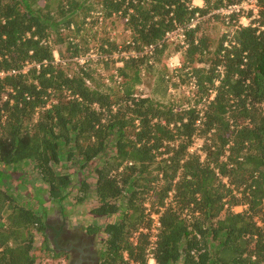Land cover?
<instances>
[{"label": "trees", "instance_id": "1", "mask_svg": "<svg viewBox=\"0 0 264 264\" xmlns=\"http://www.w3.org/2000/svg\"><path fill=\"white\" fill-rule=\"evenodd\" d=\"M242 1L0 0V163H33L43 204L61 202L72 184L64 157L86 167L104 155L91 212L116 219L91 226L104 234L101 264H149L150 254L154 264H264V0L251 25L215 13ZM93 11L125 20L131 39H97ZM210 24L225 26L219 38ZM177 27L187 47L166 40ZM94 48L98 56L77 72L57 62L56 51L75 59ZM175 53L181 65L172 69ZM101 64L113 72L105 77ZM153 72L161 96L180 83L191 96L181 103L140 93ZM89 189L82 180L79 202ZM153 212L155 241L143 231ZM45 215L0 186V264H36L38 235L52 251Z\"/></svg>", "mask_w": 264, "mask_h": 264}, {"label": "rangeland", "instance_id": "2", "mask_svg": "<svg viewBox=\"0 0 264 264\" xmlns=\"http://www.w3.org/2000/svg\"><path fill=\"white\" fill-rule=\"evenodd\" d=\"M196 0L198 6H203L204 2ZM202 4V5H201ZM96 18L100 17L98 22L95 24L94 30L97 33V39L102 36L110 37L111 40H115L120 45L129 41L131 39V32L125 26V20L119 18V16H113L108 19H104L100 12L93 11ZM81 15L76 16V21L81 20ZM89 20V19H87ZM211 30L215 38H219L225 30V26L222 24H210ZM88 30V29H87ZM99 46L100 41L93 42ZM59 47L66 51L65 55L69 56L70 52L67 51L66 43L60 44ZM97 48V47H96ZM94 48L95 52L98 50ZM123 53V52H122ZM129 54V52H126ZM119 54V53H116ZM122 55V54H119ZM181 57L180 53H175L168 59V65L173 62H177L178 58ZM116 58V57H115ZM172 58V59H171ZM57 62L62 63L65 69L69 73L77 72L79 64L81 62L77 60L78 58H60L58 52L56 51ZM99 70L105 77L113 72V66L104 69L103 64L99 66ZM158 81L157 73L153 72L144 78L142 84L138 86V91L145 95L160 97L162 100H176L177 102L184 103L185 97L191 96V85L190 84H179L176 87H170L166 97L161 96L158 93ZM203 145V140L201 138H196L192 150H199ZM110 153V151H108ZM104 155L102 158L97 159L95 162H91L86 167L82 166V162L74 158L73 160L64 157L61 166L64 171L71 174L72 184L67 189L66 197L61 202H52L46 200L43 204L38 202L39 197L45 198L47 196V189L44 182L38 176L34 169L33 163L29 161H24L15 166H4L0 163V169L2 170V182L0 179V186L6 189L10 194H12L20 204L27 207H31L38 211L40 214L46 212V221L49 224L58 227L61 223L66 222L68 227H87V226H98L103 228L105 224L109 221L116 219L114 216H98L91 212L94 205L97 204V198L95 194V169L97 165L102 164L104 160ZM82 180H87L90 184L89 196L82 202L77 200L79 194V184ZM238 211L242 210V207L236 208ZM52 230V229H50ZM104 234L102 231L98 233V243L99 248L102 247V238ZM49 247L51 246L50 241H47ZM42 247V235H38L35 241V249L37 250L38 258L36 264H57L59 259L58 256H53V250L51 252L41 249ZM154 264V263H150Z\"/></svg>", "mask_w": 264, "mask_h": 264}, {"label": "flooded vegetation", "instance_id": "3", "mask_svg": "<svg viewBox=\"0 0 264 264\" xmlns=\"http://www.w3.org/2000/svg\"><path fill=\"white\" fill-rule=\"evenodd\" d=\"M46 225L53 256L59 259L57 264H101L98 232L91 226L71 228L63 222L56 227L47 221Z\"/></svg>", "mask_w": 264, "mask_h": 264}, {"label": "built area", "instance_id": "4", "mask_svg": "<svg viewBox=\"0 0 264 264\" xmlns=\"http://www.w3.org/2000/svg\"><path fill=\"white\" fill-rule=\"evenodd\" d=\"M202 2H203V0H202ZM194 5H198V4H196V0H194ZM259 10H260V6H259L258 0H244L240 3H233V4H229V5L220 7V8L215 10V13L220 14L221 16H224L227 21H229L231 15L241 14L240 23L242 25L247 26V25L253 24V20H255L259 16ZM200 19H201V17L197 13L196 17L192 18V20L190 21L188 27L189 28H195L197 26V24L199 23ZM165 38L167 41H171V42H174V41L177 42L178 41L181 43L182 46L187 47L185 27H177L175 30L168 32L166 34ZM154 47L155 46L153 44L146 46L144 53L152 54ZM121 54L122 55L115 53L114 57L119 58V56L128 57L129 55H135V56L137 55V53L135 51H132L129 54H127L126 52H123ZM97 56H98L97 52H95V50L92 49L86 56H82V57L78 58L77 60H79L81 62V64H84L88 59H95ZM118 64H122V62H118ZM180 65H181L180 58H178L177 62L171 61V63L169 64V67L172 69H175V68L179 67ZM28 68H29V65L25 67V70H27ZM4 74L5 73L2 72V73H0V76H2ZM194 87H195V85H194ZM214 95H215V92L212 93V97ZM199 151H200V149H199ZM225 181H227V178H225ZM151 217L153 218V223H152L151 228H145V229H143V231L147 232V233L150 232L151 233V239L153 241H155L156 235L159 231V226H160V213L153 212L151 214ZM149 257H150L149 264L151 262L154 263V259L152 257V254H150Z\"/></svg>", "mask_w": 264, "mask_h": 264}, {"label": "crops", "instance_id": "5", "mask_svg": "<svg viewBox=\"0 0 264 264\" xmlns=\"http://www.w3.org/2000/svg\"><path fill=\"white\" fill-rule=\"evenodd\" d=\"M199 1H202V0H199ZM202 3V2H201ZM202 5V4H201Z\"/></svg>", "mask_w": 264, "mask_h": 264}]
</instances>
